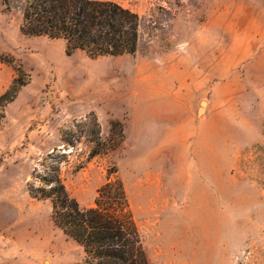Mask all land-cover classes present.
I'll use <instances>...</instances> for the list:
<instances>
[{"label":"rangeland","instance_id":"1","mask_svg":"<svg viewBox=\"0 0 264 264\" xmlns=\"http://www.w3.org/2000/svg\"><path fill=\"white\" fill-rule=\"evenodd\" d=\"M113 1L139 15L133 55H68L0 0V95L30 75L0 125V264L86 258L27 188L55 148L82 206L122 180L151 264H264V0ZM91 113L114 146L88 160L62 133Z\"/></svg>","mask_w":264,"mask_h":264},{"label":"trees","instance_id":"2","mask_svg":"<svg viewBox=\"0 0 264 264\" xmlns=\"http://www.w3.org/2000/svg\"><path fill=\"white\" fill-rule=\"evenodd\" d=\"M21 31L63 39L68 55L77 50L92 58L133 55L139 41V15L113 0H27ZM16 72L12 84L0 95V125L6 107L29 81V73L20 65ZM112 132L123 136L120 122L112 123ZM82 138L91 144L88 160L114 146L102 139L94 113L62 133L64 144L73 147ZM60 149L46 154L41 169L33 170L27 188L33 198L51 203L56 226L83 247L86 258L76 264H151L122 180L108 178L98 188L94 204L82 206L70 195L61 175L68 155Z\"/></svg>","mask_w":264,"mask_h":264},{"label":"water","instance_id":"3","mask_svg":"<svg viewBox=\"0 0 264 264\" xmlns=\"http://www.w3.org/2000/svg\"><path fill=\"white\" fill-rule=\"evenodd\" d=\"M206 105V102L205 101H202V108L200 109V112H203V107Z\"/></svg>","mask_w":264,"mask_h":264},{"label":"bare ground","instance_id":"4","mask_svg":"<svg viewBox=\"0 0 264 264\" xmlns=\"http://www.w3.org/2000/svg\"><path fill=\"white\" fill-rule=\"evenodd\" d=\"M204 109V108H203Z\"/></svg>","mask_w":264,"mask_h":264}]
</instances>
